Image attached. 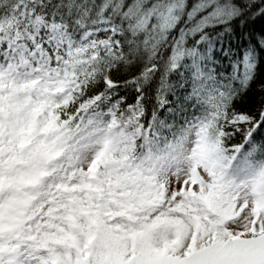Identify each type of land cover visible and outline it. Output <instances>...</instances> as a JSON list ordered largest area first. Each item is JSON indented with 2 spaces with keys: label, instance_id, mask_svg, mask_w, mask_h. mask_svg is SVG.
<instances>
[{
  "label": "snow or ice",
  "instance_id": "obj_1",
  "mask_svg": "<svg viewBox=\"0 0 264 264\" xmlns=\"http://www.w3.org/2000/svg\"><path fill=\"white\" fill-rule=\"evenodd\" d=\"M0 264H264V0H0Z\"/></svg>",
  "mask_w": 264,
  "mask_h": 264
}]
</instances>
